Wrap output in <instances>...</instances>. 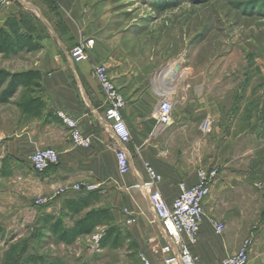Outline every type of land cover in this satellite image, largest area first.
<instances>
[{
    "label": "crops",
    "instance_id": "0c3cea01",
    "mask_svg": "<svg viewBox=\"0 0 264 264\" xmlns=\"http://www.w3.org/2000/svg\"><path fill=\"white\" fill-rule=\"evenodd\" d=\"M68 6L67 0H58V4L53 0H10L1 7L0 24L17 18L38 44L35 50L15 55L27 54L30 60L14 70L41 71L43 91L38 95L46 106L41 115L24 114L16 104L22 93L11 102L0 103V156L30 166L21 176L42 193L78 180L116 183L122 195L112 205L115 221L126 225L127 217L133 218L128 230L149 264L178 263L170 262V255L161 251L168 239L149 199L154 186L149 185L147 166L161 176L156 188L169 202L177 197L181 182H197L199 169L217 168L211 193L204 200L205 215L196 241H184L197 264H223L226 256L251 239L249 264H264V120L246 118V99L232 113L223 97L200 99L192 82L178 86L176 78L173 122L159 131L158 104L168 92L159 91L158 86L144 89L139 72L113 62L104 42H96L87 60L75 62L71 48L93 36L65 14ZM55 9L65 15L68 28L64 35L52 20ZM104 62L126 98L123 114L132 139L127 145L131 171L125 175L118 171L114 151L118 142L106 120L105 97L95 75L96 66ZM262 108L259 104L260 113ZM60 113L76 120L81 133L91 138L89 147L74 145L71 128ZM204 119L212 124L207 135L201 133ZM49 147L59 152V163L43 172L31 169L29 156L38 148ZM134 183H138L136 188L131 187ZM216 223L224 224L221 232Z\"/></svg>",
    "mask_w": 264,
    "mask_h": 264
},
{
    "label": "rangeland",
    "instance_id": "374dc122",
    "mask_svg": "<svg viewBox=\"0 0 264 264\" xmlns=\"http://www.w3.org/2000/svg\"><path fill=\"white\" fill-rule=\"evenodd\" d=\"M53 2L58 4V0ZM67 3L65 14L73 16L74 23L96 42L108 44L113 62L120 61L128 70L139 72L145 81L144 89L157 88L158 77L179 65L180 77L175 82L178 86L189 81L196 86L200 99L209 95L223 97L232 113L237 111L239 101L246 99V118L264 120V0ZM54 11L52 20L64 35L68 28L65 15ZM29 60L27 54L0 56V69L16 72L15 68L25 66ZM163 81L166 87L173 86ZM19 91L17 97L23 88ZM168 93L175 107V90ZM259 104L263 107L261 113ZM200 126L202 134L211 133L210 120H201ZM29 167L0 156V264H145L142 248L128 230L131 216L126 225L116 223L114 217L112 222L121 228L122 235L116 245L105 247L100 246V239L106 225L70 244L59 241L44 226L48 214L72 225L64 214V201L91 191H100L92 209L112 210L114 199L122 195L116 183L78 180L42 193L21 176ZM71 192L73 197H68Z\"/></svg>",
    "mask_w": 264,
    "mask_h": 264
},
{
    "label": "built area",
    "instance_id": "2783aa9c",
    "mask_svg": "<svg viewBox=\"0 0 264 264\" xmlns=\"http://www.w3.org/2000/svg\"><path fill=\"white\" fill-rule=\"evenodd\" d=\"M9 1L0 0V10L3 4H8ZM95 44L96 40L93 37L85 38L76 43L70 52L74 61L78 63L87 60L89 58V51ZM95 75L105 97L106 120L118 142L114 146L118 171L121 175H125L131 171L127 145L132 139L130 127L123 114L126 98L110 76L109 68L105 63L96 66ZM173 113V101L167 95L161 96L158 104L157 129L159 131H165L170 127L173 122ZM60 116L63 122L71 128L74 145L89 147L91 145V138L81 133L76 120L67 117L63 113H60ZM29 161L35 171L43 172L57 165L60 161V155L55 148H38L29 156ZM147 170L150 177L149 185L154 186L149 193V199L156 220L162 226L168 239L167 243L161 248V251L164 254L170 255L169 261L172 263L197 264V258L192 254L184 238L192 243L196 241L205 215L204 200L211 193L212 183L218 175V169H199L197 182L193 185L181 182L179 184V193L172 202H169L160 190L156 188V185L161 181V176L149 165L147 166ZM216 229L218 232H221L224 229V224L216 223ZM251 246L252 240L246 239L236 253L224 258L223 264H249ZM172 252H176L175 255H171ZM141 257L145 264H149L143 255Z\"/></svg>",
    "mask_w": 264,
    "mask_h": 264
},
{
    "label": "trees",
    "instance_id": "16d2710c",
    "mask_svg": "<svg viewBox=\"0 0 264 264\" xmlns=\"http://www.w3.org/2000/svg\"><path fill=\"white\" fill-rule=\"evenodd\" d=\"M38 44L33 37L25 33L17 18H8L5 24H0V53L4 56L16 55L23 50H35ZM43 75L37 69L11 72L0 69V103L11 102L12 98L23 88L20 99L16 102L18 107L27 115H41L46 103L40 92L43 91ZM100 191H91L78 198H68L64 201L65 215L72 220L68 225L60 217L48 214L44 226L54 234L59 241L73 243L78 237L91 234L97 227L106 225L107 229L100 239V246L116 245L122 235L121 228L116 226L114 214L108 207L93 208ZM113 238V239H112ZM112 239V241H111Z\"/></svg>",
    "mask_w": 264,
    "mask_h": 264
},
{
    "label": "bare ground",
    "instance_id": "6f19581e",
    "mask_svg": "<svg viewBox=\"0 0 264 264\" xmlns=\"http://www.w3.org/2000/svg\"><path fill=\"white\" fill-rule=\"evenodd\" d=\"M179 76H180V70H179V65H177L174 68L170 69L168 72H166L161 78L158 77V80H157L158 90L159 91H165V92L173 91V89L176 88L175 87L176 86L175 81L178 80L176 78H179ZM164 79H166V81L169 82V84H172L173 86L170 87L167 85V87H166V85L164 84V81H163Z\"/></svg>",
    "mask_w": 264,
    "mask_h": 264
}]
</instances>
